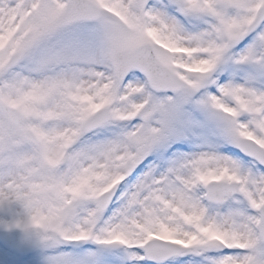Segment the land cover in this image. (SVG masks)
Returning a JSON list of instances; mask_svg holds the SVG:
<instances>
[{"label": "snow or ice", "instance_id": "6c2138e0", "mask_svg": "<svg viewBox=\"0 0 264 264\" xmlns=\"http://www.w3.org/2000/svg\"><path fill=\"white\" fill-rule=\"evenodd\" d=\"M0 212L44 264H264V0H0Z\"/></svg>", "mask_w": 264, "mask_h": 264}, {"label": "water", "instance_id": "95a60500", "mask_svg": "<svg viewBox=\"0 0 264 264\" xmlns=\"http://www.w3.org/2000/svg\"><path fill=\"white\" fill-rule=\"evenodd\" d=\"M0 242L6 248H13L19 254L29 256L39 247L35 243H30L23 233L0 231Z\"/></svg>", "mask_w": 264, "mask_h": 264}, {"label": "rangeland", "instance_id": "374dc122", "mask_svg": "<svg viewBox=\"0 0 264 264\" xmlns=\"http://www.w3.org/2000/svg\"><path fill=\"white\" fill-rule=\"evenodd\" d=\"M11 219H12L11 214L0 212V229H16V228H7L4 226L5 224L10 223ZM4 250L5 248L0 244V252ZM45 254H46L45 250L43 248H39L34 255L27 258L17 255V264H44ZM0 264H3V262H0Z\"/></svg>", "mask_w": 264, "mask_h": 264}, {"label": "bare ground", "instance_id": "6f19581e", "mask_svg": "<svg viewBox=\"0 0 264 264\" xmlns=\"http://www.w3.org/2000/svg\"><path fill=\"white\" fill-rule=\"evenodd\" d=\"M0 262H3V261H0Z\"/></svg>", "mask_w": 264, "mask_h": 264}]
</instances>
